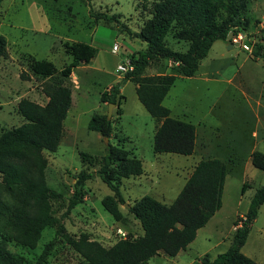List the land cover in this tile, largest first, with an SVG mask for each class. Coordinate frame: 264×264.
<instances>
[{"label":"rangeland","instance_id":"374dc122","mask_svg":"<svg viewBox=\"0 0 264 264\" xmlns=\"http://www.w3.org/2000/svg\"><path fill=\"white\" fill-rule=\"evenodd\" d=\"M153 1L2 0L0 35L6 41L7 58L0 60V133L22 123L16 113L20 99L45 101L42 93L45 79L29 78V56L48 60L59 70L70 61L62 43L90 45L94 49L92 66L74 68L64 83L71 91V105L63 121L59 145L54 153H42L46 159L45 184L61 196L51 201L52 215L59 217L64 211L76 174L97 169L108 142L131 153L129 144L133 134L140 147L137 156L144 170L138 180L119 176L114 179L119 183L126 205L143 195L169 204L193 163L218 158L226 169L220 209L197 230L194 240L177 257L159 254L146 264H195L200 263L203 256L210 262L227 250L236 228L234 221L245 213L255 189L264 185V171L250 164L252 152L264 154V62L252 58L240 45L233 47L230 39L212 44L207 53L209 57L199 61L198 71L191 79L178 75L177 69L167 66L165 60L152 61L144 70L147 76L176 77L165 103L173 116L194 124L196 146L192 157L152 153L151 143L147 145L144 134L150 130L152 119L137 101L130 81L119 86L123 99L118 107L111 108L112 133L105 143L97 133L87 130L89 118L93 114H106L107 104L100 103L99 96L106 88L122 82L124 74L115 73L116 65L144 50L145 44L133 35L148 19ZM99 14L115 15L118 22L96 19L95 15ZM241 15L246 22L243 30L236 33L241 36V43L264 44V0H246ZM177 39L171 30L165 39L166 45L175 51H184L186 43ZM113 45L117 47L115 53L111 52ZM228 45L231 48L226 50ZM20 72L27 78L21 79ZM256 102L260 105L256 106ZM80 154L92 157V166L82 163ZM243 184L246 188L242 192ZM110 194L98 178L86 181L81 203L70 210L64 221L65 233L72 237L86 234L103 247L111 246L118 239L139 236V224L125 204L119 206L123 216L119 222L113 221L103 210L100 200ZM53 238L54 228H45L35 248L9 243L6 249L20 257L23 264H32L43 245ZM240 252L255 264H264V203ZM45 264H84V261L57 237Z\"/></svg>","mask_w":264,"mask_h":264},{"label":"trees","instance_id":"16d2710c","mask_svg":"<svg viewBox=\"0 0 264 264\" xmlns=\"http://www.w3.org/2000/svg\"><path fill=\"white\" fill-rule=\"evenodd\" d=\"M2 0H0L1 3ZM246 0H154L149 17L134 37L145 44L129 59L131 70L126 72L121 83L110 86L100 93V103L118 107L119 86L126 81L134 85L137 101L155 122L152 137L153 154L190 156L194 151V127L170 117L162 101L176 79L174 75H144L152 61L165 60L177 69L184 78L192 77L202 60L216 41H224L228 33L235 36L243 30L245 20L241 11ZM96 19L117 23L115 15L99 14ZM174 30V36L186 43L184 51H175L166 45L165 39ZM177 39V40H178ZM63 52L70 58L67 65L57 70L48 60L29 56V78L45 79L42 93L47 98L43 105L26 98L16 104V113L22 123L0 133V264H23L20 257L7 251V245L33 249L45 228H54V238L45 243L32 264H45L54 239L62 238L77 253L84 264H146L156 255L174 258L185 250L202 228L221 207L225 165L217 158L199 160L192 168L182 187L169 204L143 195L128 205L127 211L140 226L142 234L122 238L109 247L92 241L86 234L69 236L64 230V221L69 212L81 203L84 183L98 178L110 195L100 200L103 210L119 222L122 214V199L115 176L127 179L142 173L139 159L109 142L97 162V169L79 171L59 217L51 213V201L61 196L50 190L44 180L46 159L43 151L54 153L62 136L63 121L71 103V91L64 84L71 71L79 65H87L94 57V49L85 43H62ZM250 56L264 62V44L251 46ZM7 58L6 41L0 35V60ZM21 79L27 78L20 72ZM87 130L97 133L108 141L111 137V121L105 114H93ZM81 162L92 166V157L80 154ZM254 169L264 171V154L254 151L250 155ZM242 185V192L245 189ZM5 194V197H4ZM264 203V185L255 189L242 217L234 221L236 227L227 250L210 262L203 256L195 264H255L240 250L244 245L251 224L259 207Z\"/></svg>","mask_w":264,"mask_h":264},{"label":"crops","instance_id":"0c3cea01","mask_svg":"<svg viewBox=\"0 0 264 264\" xmlns=\"http://www.w3.org/2000/svg\"><path fill=\"white\" fill-rule=\"evenodd\" d=\"M233 47H236V45H235V43H230ZM231 45H228L227 46V48H226V50H229L230 48H231ZM212 46V45H211ZM226 46V45H225ZM211 48V47H210ZM117 51V50H116ZM208 53V52H207ZM208 55V54H207ZM205 56L203 59H206V58H208L209 56ZM257 58H259V57H257ZM260 59V58H259ZM93 60V62H94V58L93 59H91V61ZM262 60V59H261ZM94 64V63H93ZM88 65V64H87ZM89 65H90V62H89ZM118 65V64H117ZM116 65V66H117ZM90 66H92V65H90ZM167 66H168V64H167ZM199 66V65H198ZM79 67H82V66H77V67H75V68H79ZM84 67V66H83ZM116 68V67H115ZM92 69L93 70H95V71H97V72H99V69L98 68H95V67H92ZM58 70V69H57ZM114 71H115V69H114ZM198 71V68H197V70H196V72ZM195 72V73H196ZM191 78H193V76L192 77H189L188 79H191ZM126 83V82H125ZM125 83H122V85H124ZM112 86V85H111ZM173 87V86H172ZM171 87V88H172ZM110 87H108V88H106L105 90H107V89H109ZM171 88L169 89V91L167 92V94H166V96L164 97V99H163V101H162V105L165 107V108H167L168 110H169V115H170V117H173V118H176V119H179V120H182V121H185V122H189V121H187V120H184V119H180V118H177V117H175V116H173L172 115V112H171V109L169 108V106L165 103L166 102V97H167V95H168V93L171 91ZM263 89V88H262ZM120 90V89H119ZM45 98V101H44V103L46 102V100H47V98L46 97H44ZM32 102H34V103H37V104H39V105H43L44 103H38V102H35V101H33L32 100ZM70 105H71V103H70ZM260 105V103L259 102H256V106H259ZM142 107V106H141ZM70 108V107H69ZM143 108V107H142ZM145 111V110H144ZM68 112V111H67ZM21 118V117H20ZM152 119V118H151ZM22 120V119H21ZM23 122V121H22ZM190 124H192L193 125V127H194V133H195V146H196V128H195V126H194V124L192 123V122H189ZM152 125H151V128H150V130H148L147 132H144V134L146 135V138H147V145H149L150 143H151V150H152V137H153V133H154V130H155V122L153 121V119H152V123H151ZM124 134V133H123ZM124 136H127L126 134H124ZM131 136V138L130 139H132V142L129 144L130 145V148H131V150L132 151H130L131 153V156H133V157H135V158H137V159H139L140 160V162L142 161L141 160V158L139 157V156H137V154L139 153L138 151H139V149H140V147L139 146H137V143H136V141L134 140V137H133V134L132 135H130ZM113 145V144H112ZM195 146H194V150H195ZM125 150V149H124ZM127 151V150H126ZM136 153V154H135ZM153 153V152H152ZM160 155H168V156H177V155H170V154H160ZM194 155V151H193V153L190 155V156H186V157H184V156H182V158H190V157H192ZM155 156H159V155H156L155 154ZM154 157V156H153ZM218 159V158H217ZM199 160H203V159H199ZM199 160H197L196 161V163L199 161ZM196 163H193V166L196 164ZM142 166V165H141ZM193 166H192V168H193ZM142 170H144V169H142ZM192 170V169H191ZM191 172V171H190ZM190 174V173H189ZM189 174L185 177V179L183 180V182H182V184L180 185V187H179V189H178V191L180 190V188L182 187V185H183V183L185 182V180H186V178L189 176ZM141 176V175H140ZM139 176V177H140ZM132 180H134V179H132ZM135 180H138V176L137 177H135ZM178 191L176 192V194L178 193ZM176 194H175V196H176ZM174 196V197H175ZM174 199V198H173ZM221 200H222V197H221ZM138 234L139 235H141L142 234V231H141V229H140V226H139V231H138ZM184 251V250H183ZM182 251H180V252H178L177 253V255L175 256V257H177L180 253H181Z\"/></svg>","mask_w":264,"mask_h":264},{"label":"built area","instance_id":"2783aa9c","mask_svg":"<svg viewBox=\"0 0 264 264\" xmlns=\"http://www.w3.org/2000/svg\"><path fill=\"white\" fill-rule=\"evenodd\" d=\"M241 36L239 34L232 36L231 38V42L238 44V46L240 45V47L242 48V50L244 51H251V46L253 45L252 43L248 42V43H241ZM117 50L116 45H113L111 48V52L115 53ZM173 63L168 61V66L171 67ZM174 65V64H173ZM132 68L130 61L127 59L125 60L123 63L118 64L115 68V73H121V74H125L126 72L130 71ZM121 235H123L122 233H120Z\"/></svg>","mask_w":264,"mask_h":264},{"label":"water","instance_id":"95a60500","mask_svg":"<svg viewBox=\"0 0 264 264\" xmlns=\"http://www.w3.org/2000/svg\"><path fill=\"white\" fill-rule=\"evenodd\" d=\"M231 33H228V35L226 36V38H225V41H229L230 39H231ZM236 46H238V44H235ZM113 107V104H108L107 105V112H106V120H109L110 119V114H111V108ZM104 141H105V143H107V139L106 138H104ZM126 208H128V205H124Z\"/></svg>","mask_w":264,"mask_h":264}]
</instances>
